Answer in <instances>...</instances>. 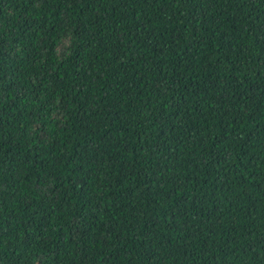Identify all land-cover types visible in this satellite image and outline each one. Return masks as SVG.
<instances>
[{"label": "trees", "instance_id": "trees-1", "mask_svg": "<svg viewBox=\"0 0 264 264\" xmlns=\"http://www.w3.org/2000/svg\"><path fill=\"white\" fill-rule=\"evenodd\" d=\"M0 264H264V0H0Z\"/></svg>", "mask_w": 264, "mask_h": 264}]
</instances>
